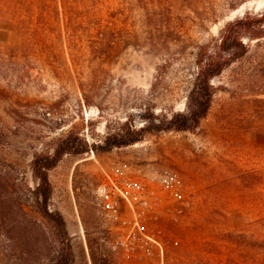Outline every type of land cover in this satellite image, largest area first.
Wrapping results in <instances>:
<instances>
[{
    "label": "rangeland",
    "instance_id": "obj_1",
    "mask_svg": "<svg viewBox=\"0 0 264 264\" xmlns=\"http://www.w3.org/2000/svg\"><path fill=\"white\" fill-rule=\"evenodd\" d=\"M263 10L264 0H0V264H49L59 248L32 194L36 153L72 127L101 142L128 114L183 110L198 45ZM261 53L254 47L213 79L211 109L195 131L64 155L49 173V207L65 219L74 264H93L92 253L110 264L159 263L156 251L113 248L97 187L119 171L149 185V224L170 264L262 263ZM165 174L180 187L153 179Z\"/></svg>",
    "mask_w": 264,
    "mask_h": 264
},
{
    "label": "trees",
    "instance_id": "obj_2",
    "mask_svg": "<svg viewBox=\"0 0 264 264\" xmlns=\"http://www.w3.org/2000/svg\"><path fill=\"white\" fill-rule=\"evenodd\" d=\"M254 47L258 52H262L264 63V10L256 14L247 13L226 22L217 37L198 45L195 53V78L186 96L183 110L156 113L155 109L149 107L138 114H128L125 121L110 129L101 142L90 143L72 127L53 139L51 149L33 156L31 168L35 187L32 194L38 211L53 224L59 243V248L49 264H74L76 259L64 217L49 207L52 197L49 173L64 155L109 152L115 148L138 143L148 134L195 131L211 109L216 93L213 79L234 63L247 57ZM136 117L144 123L138 125ZM92 262L110 264L107 259L100 260L94 253ZM261 264H264V260Z\"/></svg>",
    "mask_w": 264,
    "mask_h": 264
},
{
    "label": "built area",
    "instance_id": "obj_3",
    "mask_svg": "<svg viewBox=\"0 0 264 264\" xmlns=\"http://www.w3.org/2000/svg\"><path fill=\"white\" fill-rule=\"evenodd\" d=\"M153 179L170 190L181 185L180 179L173 174L154 176ZM97 194L108 228L115 234L113 248L131 256L156 251L159 255L158 264H170L166 260L164 243L155 227L149 224V214L154 209V203L149 185L144 179L123 174V171L105 172L97 187Z\"/></svg>",
    "mask_w": 264,
    "mask_h": 264
}]
</instances>
